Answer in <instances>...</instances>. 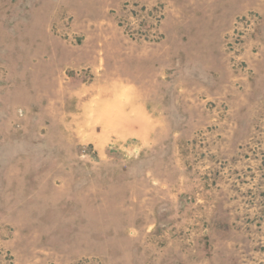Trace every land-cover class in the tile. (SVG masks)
Wrapping results in <instances>:
<instances>
[{"label": "rangeland", "instance_id": "rangeland-1", "mask_svg": "<svg viewBox=\"0 0 264 264\" xmlns=\"http://www.w3.org/2000/svg\"><path fill=\"white\" fill-rule=\"evenodd\" d=\"M0 264H264V0H0Z\"/></svg>", "mask_w": 264, "mask_h": 264}]
</instances>
